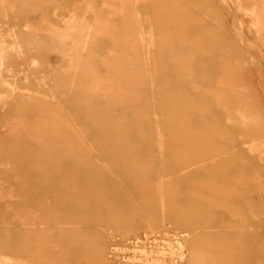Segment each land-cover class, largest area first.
Here are the masks:
<instances>
[{"label":"rangeland","instance_id":"1","mask_svg":"<svg viewBox=\"0 0 264 264\" xmlns=\"http://www.w3.org/2000/svg\"><path fill=\"white\" fill-rule=\"evenodd\" d=\"M1 81L0 264H264V0H0Z\"/></svg>","mask_w":264,"mask_h":264},{"label":"bare ground","instance_id":"2","mask_svg":"<svg viewBox=\"0 0 264 264\" xmlns=\"http://www.w3.org/2000/svg\"><path fill=\"white\" fill-rule=\"evenodd\" d=\"M73 22L68 23L67 31L65 32L66 34L63 35L64 38L69 37L71 32H75V29H78V27ZM1 82L2 83H0V84H3V86H6L8 88V90H11L12 92L16 91V88L14 85L8 83L7 81H1ZM0 101H1V98H0ZM2 101H4V100H2ZM243 115H244V113H243ZM164 226H167V228L165 230H163V232L160 231L157 233L156 236L152 235L151 237L148 238V239L153 238L156 241L155 242V244H157L156 246L148 247L147 244H144L145 241L141 240L142 238H140L138 236H137V238H135V239H137V243H136L137 245L135 248L134 257L132 258V261L134 263L137 262V264H180L183 261V259L185 258V256H184L185 245L183 243L182 237H184V240H186L189 243V240H190L189 233L184 231V234H179L180 236H178L177 233L171 234V232L169 230L170 227H173L171 224H166ZM174 230H173V232H174ZM115 235H117L116 237H119V239H120V236H127V235H124L121 233H117ZM172 236L181 237L182 239L174 238ZM170 237H172V238H170ZM185 237H188V238H185ZM131 240H133V239L127 240L126 243L116 241L115 243L113 242L112 245H114V244L127 245L129 242H131ZM162 243L164 244V246H167V247H164V246L161 247L160 245H162ZM112 245L110 246V248L108 250L109 253L107 256L109 258V261L111 264H112V261L110 259V253H111ZM167 253H170V257H168V259H166Z\"/></svg>","mask_w":264,"mask_h":264},{"label":"built area","instance_id":"3","mask_svg":"<svg viewBox=\"0 0 264 264\" xmlns=\"http://www.w3.org/2000/svg\"><path fill=\"white\" fill-rule=\"evenodd\" d=\"M155 241L153 238L149 239V243ZM137 239L131 240L127 245L114 244L111 247L110 259L112 264H137L133 262L134 252L136 248Z\"/></svg>","mask_w":264,"mask_h":264}]
</instances>
